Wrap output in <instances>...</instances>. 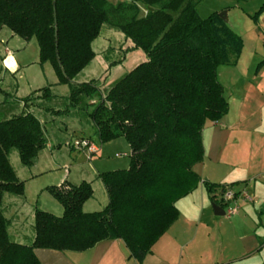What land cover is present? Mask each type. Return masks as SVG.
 Wrapping results in <instances>:
<instances>
[{"label":"trees","instance_id":"1","mask_svg":"<svg viewBox=\"0 0 264 264\" xmlns=\"http://www.w3.org/2000/svg\"><path fill=\"white\" fill-rule=\"evenodd\" d=\"M122 1L0 0V30L7 27L26 41L36 39L40 64H50L58 83L70 88L65 111H46L68 113L83 98L90 99L95 108L89 117L101 143L124 138L131 148L128 169L99 174L109 198L104 210L84 211L94 196L90 182L49 186L46 191L63 206V214L36 206L33 242H15L3 203L6 195L24 197L26 185L10 153L16 149L25 167L34 165L48 140L28 103L54 96L45 87L23 99L20 114L0 121V264H42L36 249L84 252L118 239L142 263L178 220L177 202L202 181L194 167L205 158L203 130L229 111L218 69L237 65L244 39L218 13L203 19L197 10L201 0ZM141 6L148 9L146 16H140ZM263 12L264 4L252 18ZM104 25L118 29L147 56L106 94L97 80L74 82L95 59L93 42ZM36 93L42 95L33 97ZM203 184L212 202L223 208L220 197L235 186Z\"/></svg>","mask_w":264,"mask_h":264},{"label":"crops","instance_id":"2","mask_svg":"<svg viewBox=\"0 0 264 264\" xmlns=\"http://www.w3.org/2000/svg\"><path fill=\"white\" fill-rule=\"evenodd\" d=\"M249 16L252 15L249 14ZM252 22V34L259 45L248 55H245L244 47L237 65L232 66L235 70L239 69L242 77L230 81L231 95L228 113L218 122H207L203 130L205 158L202 163L194 167V171L202 181L192 194L177 202L180 212L178 220L153 246L151 253L140 263L130 257L129 249L123 240H106L84 252L36 249V255L42 264H202V261L182 256L176 260L156 258L155 251L157 249L161 251L169 246L187 248L186 246L192 240L190 238L192 227L207 224L208 219L216 217L213 209L215 203L212 202L203 181L221 185L235 184L230 187L231 190L237 193L245 192L254 198L253 204L246 207L242 215L231 221L232 229L228 227L219 229L221 241L236 238L238 243L233 245L229 253L222 254L220 262L216 264L264 263V12L256 21L252 19ZM33 40L26 41L7 27L0 30V115L2 113L4 119L20 114L25 105L23 99L44 88L46 81L50 84L54 96L52 100L58 96L65 99L69 97V86L58 83L54 69L52 75L50 67H46L48 63L40 64L39 51L36 58H30L28 55ZM37 66H40V69H36ZM48 73L51 76L55 75L57 79L49 81L51 77L48 78ZM58 89L62 90L61 94L55 92ZM39 95L41 94L36 93L33 97ZM7 98L11 101L8 105ZM39 103V100L29 102L28 109L42 123H45L46 120L41 118L38 111L50 107H42ZM37 104L39 108L35 106ZM53 126V124L50 125V127ZM66 129L68 130L69 126L66 125ZM75 140L77 139H73L72 143ZM107 144L99 147V152L96 154L101 157L100 153L107 149L104 147ZM53 147L54 145L49 143L46 148L51 150ZM46 148L39 153L31 168H36L40 160L47 165L56 164L52 160L54 156L47 159ZM89 158L92 159L91 156ZM50 165L45 168L46 170L41 168L39 171L37 169L35 172L31 171L26 178H21L17 173L19 179L25 182V196L6 195L4 198V213L10 220L9 235L15 242L25 244L22 242L25 238L29 241L26 244L33 242L35 232L34 234L29 232L28 227H33L36 206L57 216L63 214V206L57 200L55 203L45 195L50 194L46 191L49 186L54 184L59 186L65 181L77 184L76 181L79 179V184L87 181L94 189V196L84 204V211L87 213L102 211L109 204L106 188L99 178V174L103 171L92 169L91 172H85L77 169L74 175L71 170L66 171L59 183L41 184L39 187L37 185L33 196L35 195L34 198L38 200L31 204L30 208H26L25 200L28 201V199L24 198H28L29 185L54 171L53 166ZM74 177L77 180H74ZM178 227L180 231H177ZM150 256L152 260L147 263Z\"/></svg>","mask_w":264,"mask_h":264},{"label":"rangeland","instance_id":"3","mask_svg":"<svg viewBox=\"0 0 264 264\" xmlns=\"http://www.w3.org/2000/svg\"><path fill=\"white\" fill-rule=\"evenodd\" d=\"M109 1L111 3H116L120 0ZM129 1L130 0H124L122 2L129 3ZM263 4L264 0H201L197 10L203 19L209 17L213 13L220 14L222 12H227V23L244 39L245 55H248L259 45L255 42V38L252 34L253 18L250 17L254 16ZM147 14L148 9L141 6L140 16H146ZM249 14L252 16H249ZM93 49L96 52L95 59L74 79V82L80 84L97 80V84L101 87V92L103 94H106L109 88L125 77L138 64L147 60L146 54L141 49H136L132 40L126 39L123 33L110 25H104L101 35L93 42ZM38 51V43L36 39H34L33 44L29 48L28 55L30 58H36ZM47 65L46 67H50V73L53 75L52 66L50 64ZM37 67L36 69H40V66ZM218 74L219 81L222 83L223 87H225L224 90L226 89L224 94L229 102L231 95L230 81L233 79L234 81L236 79H241L242 75L239 69L235 70L232 66H221L218 69ZM50 77L51 79H49V81L57 79L55 75L51 76L48 73V78ZM44 86L50 87V84L46 81ZM60 89L55 92L61 94L62 90ZM40 94L42 95V93ZM6 102L8 105L11 101L7 98ZM40 104L43 107L47 106L55 110L65 111L68 108L69 99L58 96L54 100L47 101L41 99ZM94 108L95 105L92 104V100L83 98L81 104L75 108L71 107L68 113L53 115L51 112L43 109H40L42 111H38V113L40 112L41 118L46 120V122L44 121V127L48 144L51 143L54 145L51 150L46 148L45 153L47 159L49 160L54 156L52 160H54V163L57 165L49 164L53 166L54 171L40 177L36 182L29 185L28 198H24L28 199V201L25 200L26 208H30L31 204H34L38 200L36 197L34 198L35 195L33 196V192H35L37 185L39 187L41 184L59 183L66 171L71 170L74 175L77 169L85 172L98 169L104 172L129 168L130 146L124 138L120 140L117 139V141H112L108 144L105 143L107 145L104 147H107V149L100 153L101 157L99 154H95L92 156V159L89 158L90 156L87 150L73 147V139L82 140V138L93 141L98 147L104 145L101 143L97 134V129L89 117V113L92 112ZM4 118L5 117H3L1 113L0 121ZM51 124L54 126L50 127ZM66 125L69 126L68 130L66 129ZM10 158L12 160V165L21 178H26V175L31 171L35 172L36 169L39 171L41 168L46 170L45 168L49 166L44 162L42 163L40 160L36 168L25 167L21 163L18 150L16 149L11 151ZM74 180L77 179L75 178ZM79 180L76 181L77 184H79ZM97 193L99 195V190H97ZM45 195L53 202L57 203L50 194L47 193ZM253 202L254 198L248 196L238 201L237 204H232L233 207L236 205L239 206L236 215L214 216V218L207 220V224L203 223L198 227L194 225L191 229L192 236H190L192 240L191 243L186 246L187 248L183 246H180V248L169 246L161 251L157 249L155 251L156 258L176 260L182 256L192 260L202 261V264H216L220 262L219 260H221L222 254L226 255L229 253L233 245L238 243V241L236 238H230L228 241H221L219 229L222 230L224 227L232 229V224H230L231 221L242 215L246 207L251 206ZM28 223L31 225L29 221ZM28 231L34 234V224L33 227H28ZM177 231H180L179 227ZM209 233L211 235H209ZM22 242L26 244L29 241L25 238ZM148 259L147 263H150L152 257L150 256Z\"/></svg>","mask_w":264,"mask_h":264},{"label":"built area","instance_id":"4","mask_svg":"<svg viewBox=\"0 0 264 264\" xmlns=\"http://www.w3.org/2000/svg\"><path fill=\"white\" fill-rule=\"evenodd\" d=\"M73 145L75 147L85 149L87 150L89 156L92 157V155H95L99 152V147L91 140L89 139H82V140H75ZM249 195L247 193H239L237 196V192L228 189L221 197L220 199L223 201L224 204V211L225 215L227 216H234L239 210V206L236 205L235 207L232 206V204H237L238 201L241 199L247 198ZM250 197V196H249Z\"/></svg>","mask_w":264,"mask_h":264},{"label":"water","instance_id":"5","mask_svg":"<svg viewBox=\"0 0 264 264\" xmlns=\"http://www.w3.org/2000/svg\"><path fill=\"white\" fill-rule=\"evenodd\" d=\"M219 16L225 22L228 21L227 12H222V13L219 14ZM213 209H214V212H215L216 216H225V211H224V209L221 206L214 204L213 205Z\"/></svg>","mask_w":264,"mask_h":264}]
</instances>
